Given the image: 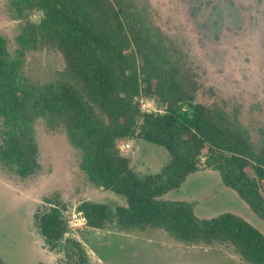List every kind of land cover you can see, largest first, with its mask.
<instances>
[{
    "label": "trees",
    "instance_id": "16d2710c",
    "mask_svg": "<svg viewBox=\"0 0 264 264\" xmlns=\"http://www.w3.org/2000/svg\"><path fill=\"white\" fill-rule=\"evenodd\" d=\"M145 1L11 0L15 48L0 36V165L23 178L39 169L42 121L67 134L89 182L126 201L114 209L82 202L88 228L163 230L179 242L225 246L246 264H264V234L248 221L233 213L202 219L192 203L162 199L204 160L264 222V127L254 139L238 111L198 101V66L180 41L153 24ZM45 49L59 53L63 66L35 80L26 73L28 54ZM141 97L160 110L142 111ZM134 139L168 151L161 171L139 175L121 155L118 143ZM39 228L55 247L67 229L60 209L44 212ZM72 245L77 262H85L79 243Z\"/></svg>",
    "mask_w": 264,
    "mask_h": 264
},
{
    "label": "rangeland",
    "instance_id": "374dc122",
    "mask_svg": "<svg viewBox=\"0 0 264 264\" xmlns=\"http://www.w3.org/2000/svg\"><path fill=\"white\" fill-rule=\"evenodd\" d=\"M11 0H0V36L15 48L17 23ZM154 25L180 41L198 66L202 90L198 101L217 103L228 113L238 111L241 124L257 139L264 127V0H146ZM63 66L53 50L28 54L26 73L45 81ZM144 112H157L153 100L141 97ZM39 169L23 178L0 165V253L13 264H246L232 249L177 241L163 230L127 233L116 224L96 230L86 226L78 208L84 201L111 209L125 205L123 197L89 182L81 168V153L67 134L36 124ZM139 175L153 174L169 161L168 151L144 140L118 143ZM191 175L180 190L162 197L194 205L197 217L209 219L233 213L264 234V222L244 200L227 188L220 174L205 168ZM59 208L66 233L55 247L42 236L39 217ZM79 243L85 262L79 263ZM25 253L28 257H25Z\"/></svg>",
    "mask_w": 264,
    "mask_h": 264
},
{
    "label": "flooded vegetation",
    "instance_id": "af4514ba",
    "mask_svg": "<svg viewBox=\"0 0 264 264\" xmlns=\"http://www.w3.org/2000/svg\"><path fill=\"white\" fill-rule=\"evenodd\" d=\"M25 257H28L27 253H25ZM18 262L19 263H17V264H21L20 263L21 261H18ZM0 264H13V263L10 260H9V262H6L5 258L0 253Z\"/></svg>",
    "mask_w": 264,
    "mask_h": 264
}]
</instances>
